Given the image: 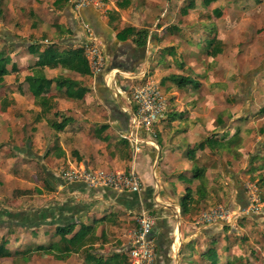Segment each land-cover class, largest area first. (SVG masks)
I'll return each instance as SVG.
<instances>
[{"label": "crops", "instance_id": "0c3cea01", "mask_svg": "<svg viewBox=\"0 0 264 264\" xmlns=\"http://www.w3.org/2000/svg\"><path fill=\"white\" fill-rule=\"evenodd\" d=\"M104 2L105 10L93 7L76 10L72 0H0V18L3 8L6 15L9 13L11 18H15L13 28H17V31H14L17 35L27 37L28 44L13 53L6 50L4 52L10 59L8 70L11 71L13 66L17 70L5 76L0 88V201H17L16 205L23 210L28 207L30 210H38L62 204L66 202L65 198L92 205L84 224L89 225L96 219L107 217L97 227L94 246L96 254L102 259H108L116 253L127 255L129 242L126 230L122 229L125 235L122 233L120 237L123 242L121 245L118 240L113 241L108 233L110 227H119L122 218L127 219L123 214L138 216L142 211L162 213L156 217L152 233L157 247L155 264H193L206 251L205 246L200 249L195 241L204 228L180 222L179 231H173L177 223L174 225L172 217L178 218L176 212L181 213V207L179 202L172 209L167 208L171 207L170 202L173 203L171 191L174 190L177 199L184 197L197 167L195 161L219 151H212L208 147V138L216 134L220 141H227L237 134L240 142V130L237 129L232 135H228L225 129L209 134L205 121L192 118L193 112L190 113L189 104L183 105L186 108L179 104L173 105L174 108L178 107L180 112H177L170 111L169 103L166 113L157 124L158 149L142 146L136 151L127 139L133 112V107L124 99V95L127 97V85L150 77L158 78L166 91L174 87L175 93L181 94L180 89L193 86H178L167 78L181 75L176 72L169 75L162 69L163 64L171 65L170 62L176 56V49L173 47L177 46L167 44L162 37L170 24L158 26L156 31L159 35L154 38H151L153 30L144 28L149 31L146 46L135 44L133 36L120 41L117 35L125 28L142 30L129 20H132L128 14L132 12L133 5L130 0ZM191 2L193 6L189 11L195 7V1L190 0L189 4ZM184 7L180 8L181 11ZM86 25L102 40L103 50L108 58V67L104 73L82 75L61 66L43 69L36 66L39 54L49 47L61 52L82 47L86 42ZM213 38L218 40L216 36H211L204 45L207 46ZM221 43L223 44L222 41ZM30 45L35 46L36 53L29 51ZM196 45L200 47L201 41ZM206 46L203 49L206 50ZM37 70H43L46 78L52 81L51 86L43 91L42 96L47 100L44 112L31 89ZM117 70L129 72L130 75L126 76ZM63 79L79 83L73 90L77 92L80 88L85 91L83 98L68 97L66 86L59 89L57 81ZM64 119L69 120L65 128L56 130L53 124H60ZM202 143L204 147H200ZM203 161L209 163L210 159ZM80 165L111 172L133 170L139 175L144 188L151 189L152 193L150 196L140 193L134 201L131 195L120 199L121 194H131L127 192L86 187L84 192L82 189L71 191L70 185L61 181L59 172ZM39 168H42V176H39ZM201 168L205 170L206 182L208 173L215 171L216 165L209 164ZM209 179L213 181V178ZM156 187L172 189L159 193ZM210 196H214L213 191ZM208 197L207 190L203 189L201 195L193 192L195 200L192 206ZM108 236L111 238L109 242ZM173 237L177 239L170 243ZM39 239L33 240L35 244H31L32 250L36 246H46L57 241H50V236L49 240L45 236H40ZM102 247L108 251H104ZM34 253H39L46 259L52 257L51 264H59L61 261L69 264V261L75 259H78V264L88 263L84 252L73 253L64 260L55 258V254L50 251H32L31 256ZM218 258L220 264V254ZM227 261L221 264H227ZM127 263L129 264L128 260H125L124 264Z\"/></svg>", "mask_w": 264, "mask_h": 264}, {"label": "rangeland", "instance_id": "374dc122", "mask_svg": "<svg viewBox=\"0 0 264 264\" xmlns=\"http://www.w3.org/2000/svg\"><path fill=\"white\" fill-rule=\"evenodd\" d=\"M189 1L130 0L133 6L131 13L127 11L129 18H132L129 20L139 25L140 29L147 27L152 29L151 38L158 37L159 33L156 31L158 26L170 24L167 33L162 37L167 44L177 46L173 47L176 49V56L173 58L174 63L170 62L171 65L163 64V71L166 74L170 73L169 75L176 72L184 77L189 76L197 84L180 89V94L175 93L174 87L166 91L158 82V78L145 79L155 80L160 84L168 106L170 103V111L180 112L178 107L174 108L173 105L179 104L184 107L183 105L189 104L190 113L193 112L192 118L205 121L209 134L215 130L225 129L228 135H232L239 129L241 139L231 152L219 150L195 161L196 168L209 164L216 165L215 171L209 172L207 177L213 178V181L207 179L204 184V190H207L209 197L195 202L189 215H182L177 211L178 218L172 217L174 225L177 223L173 231H179L180 222L194 226L204 211L215 207H230L231 210H236L256 198L261 205L259 214L239 217L230 223L206 226L195 241L200 249L203 246L206 251L210 248L216 249L220 254V264L234 257L242 258L246 264H264V0H213L208 6L203 3L204 0H194L195 7L187 15H183L180 8L188 5ZM215 10L221 14L217 15ZM1 15L0 51L13 53L19 47L27 46V37L17 35L15 32L17 28H13L15 18H11L9 13L6 15L3 8ZM211 36H216L223 42V52L215 57H208L203 49L206 46L204 43ZM199 41L200 47L196 45ZM140 81L135 80L134 83L130 82L127 85L128 98ZM173 96L175 98L172 99ZM127 97L124 95L128 102ZM203 159H210V162H204ZM199 184L198 180L189 181V186L195 193ZM171 189L168 187L156 190L161 193ZM211 191L214 192V196H210ZM171 192L174 198L173 203L170 202L171 207L167 206L170 209L183 198L177 199L174 190ZM67 200L68 198L64 199ZM157 201L161 203L158 198ZM16 203L17 201L12 203L8 200L0 201V212L7 210L14 215L2 216L4 226H0V243L5 238L8 240L7 247L19 251L20 254L2 258L0 264H47V262L51 264L52 257L46 259L41 254L34 253L32 256L31 254L25 256L28 259H24L21 253L32 246L31 244H35L33 240L39 239L40 236H45L48 240L50 236V241L58 240V237L53 236L55 226L46 225L36 228L35 231L12 226L26 221V217L18 214L35 211L29 207L23 210ZM123 215L127 219L122 218L119 227H110L108 233L113 241L118 240V244L121 245L123 242L120 237L124 228L129 249L138 230V216L126 213ZM151 215L156 218L162 213L155 212ZM7 226L12 227L11 231ZM175 238L173 237L170 243H173ZM110 240L108 236L107 241ZM69 262L78 264V259ZM206 263L208 261H204L201 255L193 261V264ZM59 264L68 262L61 261Z\"/></svg>", "mask_w": 264, "mask_h": 264}, {"label": "trees", "instance_id": "16d2710c", "mask_svg": "<svg viewBox=\"0 0 264 264\" xmlns=\"http://www.w3.org/2000/svg\"><path fill=\"white\" fill-rule=\"evenodd\" d=\"M213 0H204L203 3L205 5H209ZM128 3V2H127ZM193 6V3L187 5L186 8L184 7L181 11L183 15H186L189 11V9ZM217 15H220L221 12L218 10H215ZM133 36L134 43L138 46H146L149 36V31L147 29L142 30H136L133 27H127L124 30H122L118 35L117 38L120 41H126L129 37ZM223 44L221 41H218L216 38H213L210 40L206 46V54L210 57H215L223 52ZM29 51L36 53L35 46L30 45L28 47ZM39 61L37 62L36 66L39 69H43L44 67H58L61 66L63 68H66L71 71L78 72L82 75H91L92 70L90 69L89 62L87 58L84 55V48L80 47L78 49H70L67 51H59L55 49L54 47L47 48L44 52L39 54ZM10 63V59L5 56L4 52H0V88L2 87L4 83V78L8 74H10L11 71H16L17 68L13 66L12 70L9 71L7 68V65ZM34 79L35 82L31 86L33 95L35 99L37 100V103L40 102L43 106V112L46 109V103L47 100L44 98L43 91L46 88H49L52 84L51 80H48L46 76L43 73V70H37L34 73ZM170 81H173L178 86L184 87L191 84H197L195 83V80L191 77H184V76H170L167 78ZM80 84L77 82H74L70 79H63L57 81V87L61 89L63 86H66L68 88L67 95L68 97L72 98H83L85 95V91L82 89H77V92H74V87L79 86ZM51 108V107H50ZM56 116L58 113L55 114ZM68 119H64L62 123L60 124H53V127L56 130H62L65 128ZM239 138L237 134L230 140L223 141V140H217L216 136H213L212 138H208L206 140V144L208 147L214 151L216 149L218 150H229L232 151L233 147L238 143ZM200 147H204V143L200 145ZM42 168H39V176L41 175ZM43 174V173H42ZM193 180L200 181V184L196 190V194H201L202 190L204 189L205 184V170L196 168V170L193 173ZM44 177V175H43ZM62 181V180H61ZM63 182V181H62ZM46 186L48 187L47 182L45 181ZM64 183V182H63ZM65 184V183H64ZM69 189L75 190V189H82L81 191H85V186L82 184H69ZM150 190V191H149ZM142 193H145V196H150L152 191L151 189H145ZM134 199V201L137 200L139 197L138 193H131V194H121L120 199L122 197H130ZM194 201L193 198V191L191 188H189L182 198V201L180 202L181 207V214L186 215L189 212H191V206ZM92 205H85L82 203H78L73 199H70L62 204L57 205H51L49 207L41 208L38 210L27 211L22 212L18 214L19 216H24L25 222L18 223L17 225H12L15 227L23 228V229H36L40 228L42 226H48L52 225L55 226V236L58 237V240L54 243H51L49 245H41L36 246L32 250L30 247L26 250L22 251V255L24 259L25 256L30 255L31 252H39V251H50L55 254V258L59 260H64L69 258L73 253H79L84 252L86 254V258L88 263L87 264H124L125 260L127 261V255L126 254H120L116 253L113 254L108 259H102L101 257H98V254L95 249V242L97 240L96 238V232L97 227L100 224H103L107 217L96 219L91 224L86 225L84 224L85 219L87 218L89 212L91 211ZM8 215V216H14L12 212H9L7 210L0 212V226H4V220H2V216ZM7 229L11 231L12 227L7 226ZM8 240L5 238L2 239L0 244V259L1 258H10L15 257L16 255L20 254L19 251H11L7 247ZM202 259L204 261L211 262V264H218L219 258H218V252L214 248H210L207 251L203 252L201 255ZM244 260L240 257H234L232 260L227 261V264H246V262H243ZM128 264V263H127Z\"/></svg>", "mask_w": 264, "mask_h": 264}, {"label": "built area", "instance_id": "2783aa9c", "mask_svg": "<svg viewBox=\"0 0 264 264\" xmlns=\"http://www.w3.org/2000/svg\"><path fill=\"white\" fill-rule=\"evenodd\" d=\"M74 9L93 7L105 10L104 0H72ZM86 42L82 46L92 73L102 74L108 67V58L103 50V43L99 36L89 26H85ZM129 76L130 73H123ZM129 104L133 107L131 125L127 139L138 151L142 146L158 149L157 124L167 111L168 102L161 86L155 80L141 79L132 90ZM60 179L65 184H82L88 189H103L115 192L142 193L143 183L139 175L131 171H106L93 169L83 165L71 166L59 172ZM261 205L256 198L250 200L246 206H239L236 210L230 207H215L202 212L195 225L206 227L220 223H230L232 220L250 214H259ZM136 230L132 244L127 250L129 264H155L156 242L152 237L156 218L150 212L142 211L137 218Z\"/></svg>", "mask_w": 264, "mask_h": 264}]
</instances>
